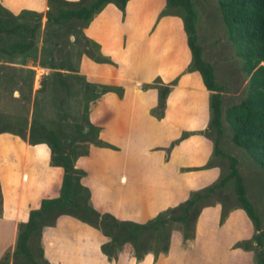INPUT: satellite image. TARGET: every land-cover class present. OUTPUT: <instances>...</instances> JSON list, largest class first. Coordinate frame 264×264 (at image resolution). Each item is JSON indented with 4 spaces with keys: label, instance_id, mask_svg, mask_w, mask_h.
I'll list each match as a JSON object with an SVG mask.
<instances>
[{
    "label": "crops",
    "instance_id": "0c3cea01",
    "mask_svg": "<svg viewBox=\"0 0 264 264\" xmlns=\"http://www.w3.org/2000/svg\"><path fill=\"white\" fill-rule=\"evenodd\" d=\"M0 5L14 15L21 10L44 14L47 9L46 0H0ZM164 5L165 0H128L122 14L107 3L82 33L113 63L95 62L82 53L76 71H70L92 84L122 87L121 96L100 93L86 111L99 139L115 148L87 143L86 152L74 160L84 171L79 181L89 189L91 207L119 220L145 222L220 173L219 163L200 168L212 158V142L201 133L209 119V91L196 70H186L190 52L181 19L159 16ZM156 77L162 84L177 78L160 117L151 113L156 88H141ZM183 132L187 135L180 138ZM62 174L60 166L50 164L44 143L28 144L0 132V257L13 250L17 225L27 220L29 211L41 199L59 194ZM220 209L218 202L201 208L193 237L185 241L180 225L173 223L167 250L156 258L146 252L136 260L124 243L116 259L108 260L99 248L108 237L67 214L43 226L39 242L50 264H253L252 250L235 246L251 239V221L243 209L233 207L219 223ZM76 225L91 229L94 236H85Z\"/></svg>",
    "mask_w": 264,
    "mask_h": 264
},
{
    "label": "trees",
    "instance_id": "16d2710c",
    "mask_svg": "<svg viewBox=\"0 0 264 264\" xmlns=\"http://www.w3.org/2000/svg\"><path fill=\"white\" fill-rule=\"evenodd\" d=\"M128 0H46L47 9L44 13L45 26L72 27L83 37L82 53L95 62L113 63L98 52V44L87 39L82 28L107 4L112 3L123 13ZM217 11L224 29L226 41L231 45L234 56L238 58L241 69L246 75L243 95L236 102L223 106V87L215 80L213 66L202 55V47L196 40L195 24L197 13L191 0H165L160 15L173 14L180 17L186 44L190 52V62L187 71L196 70L201 81L209 91V119L201 132L212 142V157L220 155L227 158V172L219 173L218 178L198 190L191 191L188 197L177 205L158 212L149 220L138 223L129 220L116 219L111 214L99 213L89 204V189L80 183L84 171L74 166L77 155L86 152L87 143L96 146L115 147L103 142L98 137V127L92 125L86 116L87 104L96 99L100 93L113 91L118 96L122 87L96 85L83 80L77 74L71 77L80 81V89L85 103L82 123L68 124L62 121L41 120L34 111L29 119L26 113L6 116L0 113V132H9L27 141L28 144L44 143L50 153V164L60 166L63 174L59 194L53 198L41 199L39 206L31 209L27 220L17 225L14 247L11 253L5 251L0 257V264H50L42 253L39 242L43 226H52L55 218L61 214L70 215L81 222L97 228L101 234L108 237L99 246L100 251L108 260L116 259L117 253L124 243L131 246L132 255L136 260L146 252H152L156 258L168 247L170 230L173 223L180 225L181 237L185 241L191 239L194 233L195 219L201 208L220 204L219 223L233 207L243 209L252 223L255 234L250 240L236 242L235 246L250 248L252 242L261 244L260 220L250 200L246 196V187L237 169V160L219 147L223 136L224 123L230 132L233 145L243 149L251 161L264 173V0H215ZM41 14L21 10L14 15L0 5V33L13 35L14 40L7 46L0 47V54L12 56L31 50L35 44L34 33ZM27 17L29 22L15 23V19ZM76 71V68L75 70ZM63 76L62 72H58ZM174 78L167 84H162L156 77L151 83L142 84L141 88L155 87L157 104L151 113L160 117L163 112L165 97ZM31 79L28 81V94L20 100L29 101ZM100 91H96V88ZM183 132L180 138L185 137ZM178 139L171 142L172 146ZM76 144H84V149L73 153ZM207 161L200 168H206L216 162ZM220 166V165H219ZM231 187L234 195L230 205L225 206V194ZM225 193V194H224ZM219 199L215 201L214 196ZM257 264H264L262 254L257 256ZM10 262V263H9Z\"/></svg>",
    "mask_w": 264,
    "mask_h": 264
},
{
    "label": "rangeland",
    "instance_id": "374dc122",
    "mask_svg": "<svg viewBox=\"0 0 264 264\" xmlns=\"http://www.w3.org/2000/svg\"><path fill=\"white\" fill-rule=\"evenodd\" d=\"M191 1L197 13L196 40L202 47L203 58L213 66L215 80L223 87L221 97L223 106L226 107L238 101L243 95L247 77L241 69L240 61L234 56L231 45L225 39L215 0ZM41 15L34 33L35 44L31 50L12 56L0 54V113L6 116L26 113L29 119L31 112L34 111L45 122L82 123L85 100L80 89V81L71 77L70 71L75 70L82 54L83 37L72 27L45 26L44 14ZM159 16H162L160 12ZM14 22L32 24L27 17H19ZM14 38L13 35L0 33V47L7 46ZM58 72L65 75L61 77ZM29 79L30 99L21 101L20 97L28 94ZM84 146L76 144L72 152L79 153ZM219 147L236 158L237 169L246 187V196L260 220L261 244L255 245L252 242L251 249L247 248L253 252V264H257L258 254L264 257V173L243 149L232 144L225 123ZM212 160L219 163L221 174L227 172V158L218 155L212 157ZM233 197L229 187L225 194L226 207L231 204L230 200ZM214 198L215 201L219 199L217 195ZM75 228L85 236H94L89 228L80 225H76ZM255 233L256 231L253 234ZM44 239L45 241L48 239V233H45ZM96 245L97 241L93 243L94 247ZM76 246L78 250L83 248L78 241ZM47 254L52 256L50 250Z\"/></svg>",
    "mask_w": 264,
    "mask_h": 264
},
{
    "label": "water",
    "instance_id": "95a60500",
    "mask_svg": "<svg viewBox=\"0 0 264 264\" xmlns=\"http://www.w3.org/2000/svg\"><path fill=\"white\" fill-rule=\"evenodd\" d=\"M96 91L98 92L99 91V88H96Z\"/></svg>",
    "mask_w": 264,
    "mask_h": 264
}]
</instances>
